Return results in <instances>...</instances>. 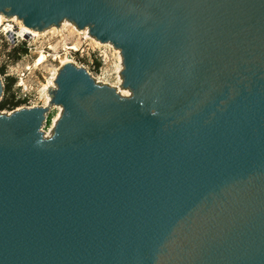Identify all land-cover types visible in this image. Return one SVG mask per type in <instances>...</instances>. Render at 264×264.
<instances>
[{
  "label": "water",
  "instance_id": "1",
  "mask_svg": "<svg viewBox=\"0 0 264 264\" xmlns=\"http://www.w3.org/2000/svg\"><path fill=\"white\" fill-rule=\"evenodd\" d=\"M0 12L88 27L121 49L131 91L69 60L49 103L0 110V264H264V0Z\"/></svg>",
  "mask_w": 264,
  "mask_h": 264
},
{
  "label": "rangeland",
  "instance_id": "2",
  "mask_svg": "<svg viewBox=\"0 0 264 264\" xmlns=\"http://www.w3.org/2000/svg\"><path fill=\"white\" fill-rule=\"evenodd\" d=\"M17 15H12L5 17L3 25H0V76L2 77L5 84L10 82V88L7 90L5 95H13L15 99L18 98V84L22 81L20 76L23 75L22 70L26 71V74L23 75L25 80L26 78H33V81L36 83V92L30 101H19L18 105L25 104H47L49 100L47 90L50 86H54L55 81L53 77H56L59 67L65 61L72 60L78 65H83L92 71L94 74L99 73L100 65H103L97 58L94 56L93 47L98 45L94 42L93 37L90 36L91 33L85 32L84 28L79 30L75 24V28L70 25H65L62 23L61 28L56 26L48 27L42 32L27 33L23 35L22 31V21L19 20ZM15 17V19H14ZM63 22V21H62ZM72 24V21L70 22ZM13 26H12V25ZM20 24V25H19ZM13 27L15 30L21 28L18 32V36L13 35L11 32L5 29ZM84 31V32H83ZM27 47L26 51L22 50V47ZM43 51L45 55V60L38 64L41 59ZM40 54V55H39ZM114 56L110 57V60L103 69H120V60ZM18 69V70H17ZM56 73V74H55ZM53 74V75H52ZM52 81V82H51ZM48 87L44 91L45 87ZM118 86V85H116ZM121 87L122 90H128L120 84L117 88ZM11 106L4 108L0 107L2 111L11 110ZM60 112L59 106L54 104L48 113L47 122L43 126L46 133H50L53 125L54 119L57 117Z\"/></svg>",
  "mask_w": 264,
  "mask_h": 264
},
{
  "label": "built area",
  "instance_id": "3",
  "mask_svg": "<svg viewBox=\"0 0 264 264\" xmlns=\"http://www.w3.org/2000/svg\"><path fill=\"white\" fill-rule=\"evenodd\" d=\"M117 49H119L121 51V49L119 47H117L116 45H114L112 42H111V45L110 44H106V45L98 44V45H95V47H93L94 56L103 65H100V67H99L100 70H99V73H97V74H94L88 68L87 69L91 72V74L97 80L115 85V83L117 82L119 77L122 78V74H121L122 70L119 71L117 69H103L104 65H106L108 63L111 56L118 58L119 52L117 51ZM22 72H23V75L26 74V71L24 69L22 70ZM23 75L20 76L22 81L20 82V84H18L19 87H18L17 95H18L19 99H21L22 101L25 102V101H30V99L32 98V96L35 95V93L37 94V92H36L37 87L35 86L36 83L33 81V78L29 77V78H26V80H25ZM121 83H122V81H121ZM33 105H35V104L30 103V104H25V105H21V106L16 105V106H13L11 110H14V109L22 107V106H33ZM11 110H9V111H11Z\"/></svg>",
  "mask_w": 264,
  "mask_h": 264
},
{
  "label": "bare ground",
  "instance_id": "4",
  "mask_svg": "<svg viewBox=\"0 0 264 264\" xmlns=\"http://www.w3.org/2000/svg\"><path fill=\"white\" fill-rule=\"evenodd\" d=\"M5 17H8L6 14H4L3 12H0V25H3V23H4V20H6V18ZM17 17V16H16ZM9 18V17H8ZM19 20H21L19 17H17ZM14 19H15V17H14ZM22 21V20H21ZM71 21L70 20H68V19H64V21L62 22L63 24H64V26L65 25H70V26H72L73 28H75L76 30H77V28L79 29V30H81V28H79V27H77L76 26V24L75 23H73L72 22V24L70 23ZM73 24H75V26L77 27H75ZM12 25V24H11ZM20 25V24H19ZM62 25V24H61ZM61 25L60 26H56V25H52L51 27H53V26H56L57 28H61ZM13 26V25H12ZM5 29L7 30V31H9V32H11L13 35H15V36H18L17 34H18V32L21 30V28H19L18 30H15L14 29V27H13V30L11 31V28H7V27H5ZM49 29V28H48ZM85 29V32L86 33H88V31H89V28L88 27H85L84 28ZM86 29H88V31L86 30ZM79 30H77L78 32H80ZM22 31L23 32H21L22 34L25 32V34H27V33H34V32H42V31H39V30H35V29H33L32 27H29V26H27V25H25L24 23H23V21H22ZM44 31V30H43ZM84 32V31H83ZM90 33V32H89ZM25 34H23V35H25ZM35 34V33H34ZM90 36L91 37H93V39H94V42L96 43V44H100V45H106V44H110L111 45V42L110 41H101L100 39H98L97 37H95L94 35H92V34H90ZM117 51L119 52V55H118V57H119V59L118 60H120V69H119V71H121L122 69H123V56H122V53H121V51L119 50V49H117ZM40 52H41V50H40ZM42 53V56H41V60L40 61H37V62H39L38 64H41L44 60H45V55H44V53H43V51L41 52ZM40 55V54H39ZM56 74V73H55ZM53 75V74H52ZM120 76V75H119ZM54 79H55V76L53 77V81H54ZM121 81H122V78H120L119 77V79L117 80V82L115 83V85H120V83H121ZM52 82V81H51ZM114 83V82H113ZM54 86H55V83H54ZM117 86V87H118ZM51 87V86H50ZM49 87V88H50ZM48 89V87L46 86L45 88H44V91H46ZM125 89H128V90H122L121 89V87H119V90L123 93V94H129V93H131V91H130V89L129 88H125ZM47 94H48V98H47V100H49L50 101V98H51V96H50V94H49V92H48V90H47ZM49 101H48V103H49ZM59 106V110H60V112L58 113V115H57V117L54 119V123L56 122V120L58 119V117L60 116V113H61V110H62V106L61 105H58Z\"/></svg>",
  "mask_w": 264,
  "mask_h": 264
},
{
  "label": "trees",
  "instance_id": "5",
  "mask_svg": "<svg viewBox=\"0 0 264 264\" xmlns=\"http://www.w3.org/2000/svg\"><path fill=\"white\" fill-rule=\"evenodd\" d=\"M22 50L26 51L27 47H25V46L22 47ZM9 88H10V82H7V84L4 83V92H3L2 98L0 99V107L1 108L7 107V106H11V107L16 106L19 104L18 102L21 101V99H15L14 93H13V95L9 94V95L4 96V94H6V92Z\"/></svg>",
  "mask_w": 264,
  "mask_h": 264
},
{
  "label": "snow or ice",
  "instance_id": "6",
  "mask_svg": "<svg viewBox=\"0 0 264 264\" xmlns=\"http://www.w3.org/2000/svg\"><path fill=\"white\" fill-rule=\"evenodd\" d=\"M127 94V93H126Z\"/></svg>",
  "mask_w": 264,
  "mask_h": 264
}]
</instances>
